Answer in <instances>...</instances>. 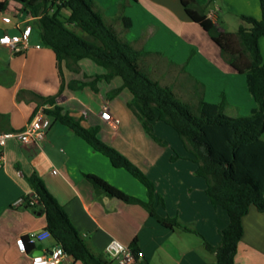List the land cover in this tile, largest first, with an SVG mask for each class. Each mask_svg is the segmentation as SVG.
Segmentation results:
<instances>
[{"label": "crops", "instance_id": "0c3cea01", "mask_svg": "<svg viewBox=\"0 0 264 264\" xmlns=\"http://www.w3.org/2000/svg\"><path fill=\"white\" fill-rule=\"evenodd\" d=\"M196 1L206 6V17L219 32H232L226 20L211 9L215 0ZM222 1L230 10L237 7L240 13L261 19L260 0ZM93 2L119 37L145 54L139 62L141 70L153 81L171 87L177 98L191 100L197 110L200 98L217 104L225 94L229 102L226 112L233 108L237 115L255 107L245 75L223 57L220 46L192 19L182 0ZM9 12L16 17L10 19ZM120 14L131 21L130 29L124 28ZM69 15L63 13L65 18ZM39 18L19 2L0 0V38L20 34L16 28L19 23L31 27L26 52L15 53L0 45V135L24 130L39 106L65 94L68 99L60 106L63 112L79 119L85 127H100L99 137L153 182L156 212L162 217L178 218L196 233L169 229L141 205L97 194L86 175L97 176L140 200H149L146 187L133 175L114 167L105 155L50 117L51 126L39 146H26L15 138L7 140L0 168V264H30L38 246H42L43 253L60 246L48 238L33 244L31 253L20 249V242L27 240L29 233L47 229L46 215L39 207L13 205L19 198L33 194L27 181L33 174L43 180L64 207L96 256L104 257L108 244L115 239L127 246L136 244L145 256L142 264H215L216 254L206 248V243L220 245L229 216L222 207L211 203L206 193L208 182L197 175L199 163L184 141L162 121L153 124L152 133L157 139L150 136L130 108L132 96L123 88L122 80L98 79L107 71L92 61H80L76 72L63 63L62 79L55 53L41 44ZM260 47L263 54L264 41L260 40ZM178 80L184 84L179 85ZM104 107L109 108L117 125L100 118ZM159 197L164 199V205L159 203ZM243 228L235 263L264 264V212L251 206L243 218ZM59 264L83 263L66 254Z\"/></svg>", "mask_w": 264, "mask_h": 264}, {"label": "trees", "instance_id": "16d2710c", "mask_svg": "<svg viewBox=\"0 0 264 264\" xmlns=\"http://www.w3.org/2000/svg\"><path fill=\"white\" fill-rule=\"evenodd\" d=\"M14 1L40 15L37 26L41 44L55 53L62 79L63 63L76 72L80 61L90 60L107 71L98 79L110 81L119 77L122 80L123 88L132 96L129 106L150 136L155 138L152 131L156 121L168 124L178 133L199 163L197 175L208 182L206 193L211 203L222 207L230 220L229 226L221 232L220 245L213 247L206 243V248L216 254L215 264H236L235 255L244 233L243 218L251 206L264 212V57L260 47V39L264 37V0H260L261 19L242 16L249 27L242 25L237 32H219L216 25L207 19L206 6L196 0H182L192 19L201 24L220 46L223 57L246 77L255 107L248 115L237 117L225 113L229 106L225 94L217 104L200 98L196 113H193L188 104L177 99L171 87L153 81L139 66L145 54L119 37L113 26L104 21L93 0ZM63 10L70 11L68 18L63 16ZM121 14L118 18L125 29H130L131 21ZM54 99L46 102L52 103ZM48 115L105 155L114 167L123 168L133 175L146 187L149 200H140L97 176L86 175L97 194L141 205L169 229L196 233L178 218L162 217L156 212L154 202L157 193L153 182L127 157L99 137L100 127L83 126L79 119L64 113L61 107L49 110ZM27 181L39 200V205L31 208L39 207L45 213L47 229L64 253L83 264H108L105 257L96 256L91 251L43 180L33 174L27 177ZM158 201L165 204L162 197ZM23 242L27 253L35 249L27 240ZM132 247L137 249L136 244Z\"/></svg>", "mask_w": 264, "mask_h": 264}, {"label": "built area", "instance_id": "2783aa9c", "mask_svg": "<svg viewBox=\"0 0 264 264\" xmlns=\"http://www.w3.org/2000/svg\"><path fill=\"white\" fill-rule=\"evenodd\" d=\"M5 21L10 22V19H5ZM16 28L20 30V34L13 36L4 34L0 38V45L8 48L12 52L24 53L30 48L31 27L19 23L16 25ZM67 99L68 97L65 94L56 96L54 102L39 106L33 118L26 124L24 130L13 134L0 135V168L4 163L7 140L15 138L26 146H39V144L45 140L47 131L51 126V119L48 115V111L60 107ZM99 116L105 122L115 125L118 124V121L113 118L108 107H104L99 113ZM13 205L15 207L24 205L35 207L39 205V200L33 193L19 198ZM48 238H52L48 229L42 232H31L27 235V240L30 244L42 242ZM20 249L22 252H26L23 241L20 242ZM65 255L62 247L59 246L53 249L51 253H42L37 256L31 255L30 264H59L63 258H65ZM104 257L108 261V264H142L145 256L141 250H135L132 246L124 245L118 240L113 239L108 244L104 252Z\"/></svg>", "mask_w": 264, "mask_h": 264}, {"label": "rangeland", "instance_id": "374dc122", "mask_svg": "<svg viewBox=\"0 0 264 264\" xmlns=\"http://www.w3.org/2000/svg\"><path fill=\"white\" fill-rule=\"evenodd\" d=\"M216 7H221L222 10L221 11L220 10H216L215 9ZM211 9L214 10V14L217 15V12H218L219 16L223 17L226 20L227 27L232 32H237L238 28L240 26H242V25L243 26H246V27H249V24H247L245 21L242 20V16H247V15L246 14H243L244 12L240 13V11H241L240 8H237L236 7V8H233V10H230L229 8L225 7V5H224V3H223L222 0H215L214 3H211ZM260 9H261V7H260ZM63 13H64V16H67V15H69L70 11L69 10H63ZM8 15H9L8 17L10 19H12V17H16V14L13 13V12H9ZM260 40L261 41H264V37H262ZM263 57H264V52H263ZM244 81H246V80L244 79ZM177 83L179 85H182V84H184V81L178 80ZM186 85L187 84L185 83V85H183V86L186 87ZM248 94H250V93L248 92ZM177 99H179L180 101L188 104L189 107H190V109H191V111L193 113H196L195 104L191 100L187 101L185 98H181L180 96H178ZM233 110H235V109L232 108V109H230L229 111H227L225 113L227 115L233 116V117L240 116V115H237V113L235 114L233 112ZM249 113L250 112H248L247 114H242V116L248 115ZM179 138H180V136H179Z\"/></svg>", "mask_w": 264, "mask_h": 264}, {"label": "water", "instance_id": "95a60500", "mask_svg": "<svg viewBox=\"0 0 264 264\" xmlns=\"http://www.w3.org/2000/svg\"><path fill=\"white\" fill-rule=\"evenodd\" d=\"M42 253H43L42 246L40 245L37 247V251L34 253V255L37 256V255H41Z\"/></svg>", "mask_w": 264, "mask_h": 264}]
</instances>
